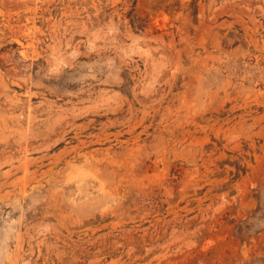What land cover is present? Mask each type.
Masks as SVG:
<instances>
[{
  "label": "rangeland",
  "instance_id": "1",
  "mask_svg": "<svg viewBox=\"0 0 264 264\" xmlns=\"http://www.w3.org/2000/svg\"><path fill=\"white\" fill-rule=\"evenodd\" d=\"M0 264H264V0H0Z\"/></svg>",
  "mask_w": 264,
  "mask_h": 264
}]
</instances>
